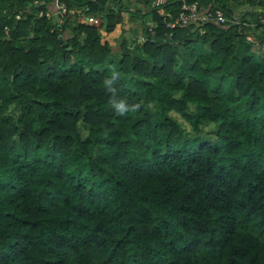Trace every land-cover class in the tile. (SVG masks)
<instances>
[{"label": "trees", "instance_id": "16d2710c", "mask_svg": "<svg viewBox=\"0 0 264 264\" xmlns=\"http://www.w3.org/2000/svg\"><path fill=\"white\" fill-rule=\"evenodd\" d=\"M48 1L0 0V264H264V0L169 38L152 0ZM122 11L154 33L102 39Z\"/></svg>", "mask_w": 264, "mask_h": 264}, {"label": "built area", "instance_id": "2783aa9c", "mask_svg": "<svg viewBox=\"0 0 264 264\" xmlns=\"http://www.w3.org/2000/svg\"><path fill=\"white\" fill-rule=\"evenodd\" d=\"M153 4L158 6L165 2V0H152ZM70 7L67 6L65 0H49L44 8L39 9V13H43L46 18L52 16L53 20L60 22L61 17L70 11ZM162 16V22L166 30L164 35L169 38L171 36L172 28L175 26H184L190 21L198 20L202 21H214L217 23H222L225 17L222 11L217 7H201L198 6L196 0L187 2L186 0H180L179 9L177 10L174 17H171L169 11L160 12ZM18 16V14H15ZM77 21L86 24H95L97 22L94 16H77ZM154 22L151 19H147L144 22L145 31L140 35V40L143 41L145 38V33L152 35L154 33ZM198 31L201 33L203 31L202 27L198 26Z\"/></svg>", "mask_w": 264, "mask_h": 264}, {"label": "clouds", "instance_id": "9594fccd", "mask_svg": "<svg viewBox=\"0 0 264 264\" xmlns=\"http://www.w3.org/2000/svg\"><path fill=\"white\" fill-rule=\"evenodd\" d=\"M166 1V0H165ZM187 2H191V1H193V0H186ZM196 2L198 3V6H201V7H204V5H203V3H200V1L199 0H196ZM153 3V2H152ZM165 3V2H164ZM163 3V4H164ZM163 4H161V5H163ZM154 5V4H153ZM161 5H158V6H156V8H157V11L158 12H165L166 10H161L160 9V6ZM179 5H180V0H179V4H178V7H177V10L179 9ZM213 7V6H212ZM214 7H216V6H214ZM258 7V9H256V8H254L253 10H255V11H259L260 9H261V7L260 6H257ZM218 8V7H217ZM221 10V9H220ZM222 11V10H221ZM170 12V11H169ZM177 12V11H176ZM176 12L173 14V13H171V17H174L175 16V14H176ZM223 13V12H222ZM224 15V14H223ZM224 17H225V20L223 21V22H226V21H228V18L224 15ZM96 19H97V22L95 23V24H92V25H95V26H100V24H101V20H99L97 17H96ZM261 19V18H260ZM259 19V20H260ZM140 20V19H139ZM147 20V19H146ZM145 20V21H146ZM119 22V21H118ZM117 22V23H118ZM116 24V23H115ZM188 24V23H187ZM186 24V25H187ZM186 25H184V26H175L176 28H181V27H185ZM175 27H173V28H175ZM140 28H141V22H140V25H139V27H138V29H137V40L139 41V42H142L141 40H140V35L142 34V33H144V32H141L140 31ZM172 28V29H173ZM113 29V28H112ZM120 30L121 29H119L118 30V33L120 32ZM99 31H100V34H101V37H102V39H104L103 38V34L101 33V32H105V31H103V30H101V29H99ZM109 32V31H108ZM105 33H107V32H105ZM106 40V39H105ZM116 78H118V76H114L113 78H109V79H106L105 80V85H106V87H107V89L110 91V92H115V90H114V88L112 87V85H113V83H114V80L116 79ZM112 104H113V107L115 108V110H116V112L118 113V114H120V115H124V114H126L129 110H130V106H128L125 102H123V101H119V102H116L114 99H113V101H112ZM131 110L132 111H134L135 110V106H131Z\"/></svg>", "mask_w": 264, "mask_h": 264}, {"label": "rangeland", "instance_id": "374dc122", "mask_svg": "<svg viewBox=\"0 0 264 264\" xmlns=\"http://www.w3.org/2000/svg\"><path fill=\"white\" fill-rule=\"evenodd\" d=\"M130 5H132V6H135V4L131 1L130 2ZM258 5H255V4H253V5H251V6H249L250 8H252V9H254V8H256ZM248 6H246V5H240L239 6V8H238V10L236 11V12H239V11H241V10H243V9H246V8H248V10L250 9ZM133 18H134V20H136L137 18H144V17H146V13H140V15L138 16V15H135V16H132ZM139 18V19H140ZM138 23H140V20L138 21ZM139 26V24H137V23H135V24H130L129 25V28H124V30L125 31H128V30H126V29H130L132 26H134V27H136V26ZM120 29H123V28H120ZM131 30V29H130ZM119 33H118V31L117 30H111V31H109V33L105 36V37H107V41L109 42V43H112L109 39H112V38H114V37H117V35H118ZM115 39V38H114ZM172 115L173 116H175V118L177 119V120H179V122L182 124V126L184 127V129L187 131V132H189V126H188V123L186 122V121H184V120H182V118L180 117V116H178L176 113H174V112H172ZM210 128V125L209 124H204L203 126H202V132L203 133H206L207 132V129H209Z\"/></svg>", "mask_w": 264, "mask_h": 264}, {"label": "crops", "instance_id": "0c3cea01", "mask_svg": "<svg viewBox=\"0 0 264 264\" xmlns=\"http://www.w3.org/2000/svg\"><path fill=\"white\" fill-rule=\"evenodd\" d=\"M256 9H258V7H256ZM138 21H139V18H137L136 20H134V18H133L132 16H129V15H127L126 12L122 11V12H121V19H120V21L114 25V27H113L112 30H117V31H118L120 28H129V25H130V24L133 25V24H135V23H137V24L140 25V23H138ZM138 27H139L138 25H137L136 27L132 26L130 29L136 30V29H138ZM101 33L103 34V38L106 39V40H108L107 37H105V36H106L109 32H107V33H105V32H101ZM114 38H115V37H114ZM114 38L109 39V40H110L111 42H113V41H114Z\"/></svg>", "mask_w": 264, "mask_h": 264}]
</instances>
